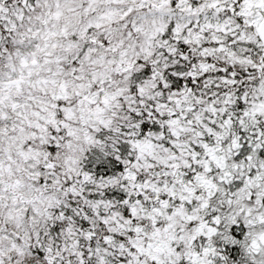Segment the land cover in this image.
Listing matches in <instances>:
<instances>
[{"label": "snow or ice", "instance_id": "6c2138e0", "mask_svg": "<svg viewBox=\"0 0 264 264\" xmlns=\"http://www.w3.org/2000/svg\"><path fill=\"white\" fill-rule=\"evenodd\" d=\"M0 264H264V0H0Z\"/></svg>", "mask_w": 264, "mask_h": 264}]
</instances>
